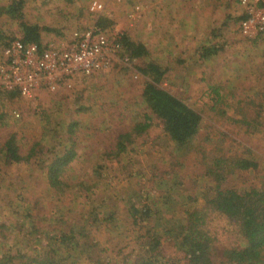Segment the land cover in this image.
<instances>
[{"label": "rangeland", "instance_id": "1", "mask_svg": "<svg viewBox=\"0 0 264 264\" xmlns=\"http://www.w3.org/2000/svg\"><path fill=\"white\" fill-rule=\"evenodd\" d=\"M12 1L0 0V5ZM25 1L27 21L44 29V47H65L73 33L94 26L98 16L90 5L98 2L103 7L101 15L113 22L105 30L108 38L113 41L126 34L132 41L145 45L148 55L118 64L107 72L77 78L69 87L55 92L39 89L31 96L19 95L14 99L0 92V112L6 116L0 124V259L19 250L33 253L38 239H51L61 229L68 233L80 226L86 232L78 237L76 251L70 254L75 264H87L88 253L94 254L97 248L107 251L112 264L116 258L124 262L139 248L140 234L126 214V201L133 196L131 188H136L137 193L153 191L163 216L173 222L183 221L191 208L205 213L201 231L211 242L216 263L224 249L242 245L244 240L236 223L207 209L217 184L208 174L205 159L213 152L252 158L259 168L227 172L223 188L242 193L262 187L264 133H244L233 124L232 118L237 116L232 109L226 117H218L209 109L213 103L211 91L217 89L233 106L242 102L249 108L264 110V34L246 38L240 33V2ZM0 29L5 39L18 41L23 37L18 24L6 17H0ZM217 30L220 37L215 41L211 37ZM215 42L223 45V50L210 60H201V46ZM122 55L132 58L125 49ZM150 62L167 72L161 86L203 116V131L194 146L177 151L162 123L153 118L150 130L134 136L128 153L117 156V136L143 122L149 113L142 97L147 79L137 68ZM74 123L78 126L71 132ZM206 133H212L211 138L206 140ZM11 136H15L22 157L36 147L35 157L8 163L2 151ZM223 138L226 144L216 147ZM71 146L76 155L63 180L76 189L57 193L50 188L43 167L52 159L54 149L56 153H65ZM99 165L104 167L100 174L103 182L97 177ZM109 207H116V218L110 227L102 221ZM164 248L166 255H178L174 243H167Z\"/></svg>", "mask_w": 264, "mask_h": 264}, {"label": "trees", "instance_id": "2", "mask_svg": "<svg viewBox=\"0 0 264 264\" xmlns=\"http://www.w3.org/2000/svg\"><path fill=\"white\" fill-rule=\"evenodd\" d=\"M236 1L240 2V0ZM25 4V0H13L10 4L0 5V17H6L18 24L23 35L19 39L21 42L36 44L42 49L44 47L42 44L44 29L27 21ZM246 17L243 12L237 20L239 28ZM96 25L105 31L113 26V22L101 15L98 17ZM218 32V30L214 31V37H211L215 41L220 37ZM3 39L5 37L0 29V45L3 46L1 49L2 51L10 49L15 41L14 38L7 37L4 41ZM7 39L10 40L7 41ZM119 41L123 49L132 57L131 60L142 59L148 55L145 45L132 41L126 34H121ZM221 46L223 45L216 42L210 46L202 45L199 54L200 59H212L223 50ZM117 66L114 65L113 68ZM137 69L140 75L147 79L142 97L149 113L144 116L143 122L136 124L130 131L117 136L114 154L125 156L133 142V137L142 136L148 132L152 127L153 118L162 123L164 131L175 144L177 151L190 145L194 146L197 136L203 131V116L191 108L183 99L161 86L167 72L159 64L145 63ZM0 92L8 99L17 98L20 95L18 91H6L3 87L0 88ZM211 95H213V103L209 109L216 116L226 117L229 114V109H232L238 117H236L237 119L232 118V122L235 126H239L244 133L247 135H252L255 131L264 133V110H257L259 109L257 107L255 109L249 108L242 102L233 106L228 103L226 96L217 89H212ZM5 120V114L0 112V124ZM77 126V123L72 124L69 131L74 132ZM211 135L212 133H206V140L211 138ZM222 135L225 137V133L222 132ZM224 139L226 138L220 139L216 147L224 146L226 144ZM72 147L74 146L65 150V153H56L54 149L50 154L52 159L43 167L46 170L50 188L57 193H63L67 188L76 189V186L70 187L63 180L65 170L76 155ZM35 149L36 147L30 151L28 156L22 157L15 136H11L6 141L2 152L8 163H19L34 158ZM205 159L209 170H207L208 174L214 178L217 184L215 196L207 201V209L235 222L244 243L234 248L224 249L219 262L216 263L215 260L218 259L213 257L211 242L201 231L207 216L205 213L196 208H191L186 212L183 221L173 222L163 216L153 191L140 190L137 193L136 188H131L133 196L126 201V214L129 223L140 234L137 240L139 248L136 252L133 251L126 256L122 263L121 259L116 258L114 264H184V262L185 264H264V181L260 189L254 188L242 193L223 188L228 177L227 172L232 170L254 171L259 168L258 162L245 156L226 157L215 152L207 154ZM102 172H104V167L99 165L97 177H101L100 180L103 182L102 176H100ZM115 218L116 207H109V212L102 221L108 226H113ZM61 227H65L63 222ZM62 230H59L61 232L56 235L57 237L38 239L36 242L38 248L33 253L19 250L14 255L10 253L3 255L0 264H70V262L75 264L76 260L70 254L74 253L78 245V237L85 235L86 228L79 226L76 229H71L68 233ZM167 243H174L177 246L178 255L175 258L166 255L164 246ZM97 250L94 254L88 253L87 264H112L106 256V250L100 248Z\"/></svg>", "mask_w": 264, "mask_h": 264}, {"label": "built area", "instance_id": "3", "mask_svg": "<svg viewBox=\"0 0 264 264\" xmlns=\"http://www.w3.org/2000/svg\"><path fill=\"white\" fill-rule=\"evenodd\" d=\"M246 19L240 24V33L246 38L264 34V0H240ZM98 17L103 7L98 2L90 5ZM97 23V21H96ZM119 39L108 38L95 24L72 34L65 47L46 46L15 41L10 49L0 54V88L31 96L39 89L55 92L69 87L72 81L107 72L114 65L127 64Z\"/></svg>", "mask_w": 264, "mask_h": 264}]
</instances>
